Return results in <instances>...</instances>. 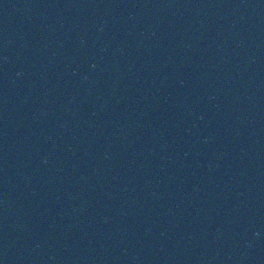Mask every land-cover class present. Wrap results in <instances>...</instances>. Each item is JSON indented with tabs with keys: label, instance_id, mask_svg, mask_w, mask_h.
I'll list each match as a JSON object with an SVG mask.
<instances>
[{
	"label": "water",
	"instance_id": "95a60500",
	"mask_svg": "<svg viewBox=\"0 0 264 264\" xmlns=\"http://www.w3.org/2000/svg\"><path fill=\"white\" fill-rule=\"evenodd\" d=\"M0 264H264V0H0Z\"/></svg>",
	"mask_w": 264,
	"mask_h": 264
}]
</instances>
